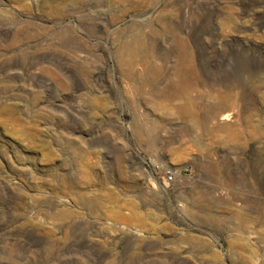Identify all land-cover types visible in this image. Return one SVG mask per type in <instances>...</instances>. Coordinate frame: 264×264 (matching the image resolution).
Wrapping results in <instances>:
<instances>
[{"label":"rangeland","instance_id":"1","mask_svg":"<svg viewBox=\"0 0 264 264\" xmlns=\"http://www.w3.org/2000/svg\"><path fill=\"white\" fill-rule=\"evenodd\" d=\"M0 264H264V0H0Z\"/></svg>","mask_w":264,"mask_h":264},{"label":"built area","instance_id":"2","mask_svg":"<svg viewBox=\"0 0 264 264\" xmlns=\"http://www.w3.org/2000/svg\"><path fill=\"white\" fill-rule=\"evenodd\" d=\"M188 173H190V168L187 167V166H184V167H180V168H174V169L165 170L164 173H163V177H164L166 182L170 183V182H172L173 178L176 175L188 174Z\"/></svg>","mask_w":264,"mask_h":264},{"label":"bare ground","instance_id":"3","mask_svg":"<svg viewBox=\"0 0 264 264\" xmlns=\"http://www.w3.org/2000/svg\"><path fill=\"white\" fill-rule=\"evenodd\" d=\"M187 106V105H186ZM186 109V108H185ZM187 112H188V110H187Z\"/></svg>","mask_w":264,"mask_h":264}]
</instances>
